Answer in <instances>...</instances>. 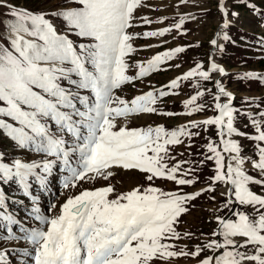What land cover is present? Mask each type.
Returning a JSON list of instances; mask_svg holds the SVG:
<instances>
[{"label": "snow or ice", "instance_id": "snow-or-ice-1", "mask_svg": "<svg viewBox=\"0 0 264 264\" xmlns=\"http://www.w3.org/2000/svg\"><path fill=\"white\" fill-rule=\"evenodd\" d=\"M43 2L50 6L32 10L0 0V241L27 245L0 248V264H16L9 259L15 253L21 254L19 264H264V107L259 98H244L247 111L236 107L234 92L222 82L229 73L214 54L160 87L145 85L147 91L131 98L119 94L153 74L180 69L174 61L200 46L178 45L139 60L136 54L154 45L137 46V39L188 35L186 23L198 17L180 12V6H199L202 15L210 9L198 0H178L174 23L134 32L168 17L138 16L140 8L150 7L145 0ZM233 2L264 20V8L253 0ZM216 7L222 23L209 44L223 54L218 41H230L229 17L238 19L240 13L230 10L227 0H217ZM258 43L264 46V36ZM236 78L264 86V72L249 70ZM182 85L193 89L182 100L183 111H161L159 105L179 96ZM209 109L213 115L172 128L129 126L141 116L192 117ZM241 116L252 132L236 126ZM210 128L218 139L209 137L202 159L178 158L184 153L177 148L190 149L199 129ZM243 140L251 143V155L243 154ZM208 162L213 175L202 181ZM118 174H135L137 181L126 191L110 182L94 186ZM54 175L66 198L59 205L50 201L46 214L33 189L47 192ZM198 183L204 186L195 189ZM167 184L175 187L166 189ZM189 186L195 190L184 191ZM206 194L214 202L217 195L223 200L210 210L216 227L201 239L180 227L193 202ZM10 205L24 211L23 219ZM224 210L225 215H215ZM195 239L200 242L191 247L186 242Z\"/></svg>", "mask_w": 264, "mask_h": 264}, {"label": "rangeland", "instance_id": "rangeland-1", "mask_svg": "<svg viewBox=\"0 0 264 264\" xmlns=\"http://www.w3.org/2000/svg\"><path fill=\"white\" fill-rule=\"evenodd\" d=\"M150 7L140 8L137 15H147L154 21L159 17L167 16L168 20L163 23H153L150 26L136 27L131 29L134 32H143L145 30L156 29L159 27L168 26L175 22L176 10L173 5L178 2V0H145ZM259 7L264 8V0H253ZM23 7H27L32 10L47 8L50 5L43 2V0H14ZM198 4H203L205 7L210 9L206 15L201 14V8L196 5L189 4L188 7L180 6V12L191 13L192 15L198 17L197 21H188L185 25L186 28L190 29L188 35L177 36L175 32L171 35H166L163 38H149V39H137L134 43L137 46H144L147 44L154 45L153 48L144 49L136 54L134 59L145 60L156 52L165 51L169 48L176 47L178 45H188L195 44L199 42V47L189 48L184 54H181L174 63L181 64L180 69H168L167 71H162L151 75L146 78L143 84L137 83L136 88L127 86L123 89L122 93H119L126 98H131L135 94H139L140 91H147L149 86L160 87L161 85L168 82L170 78H173L180 73L187 71L189 67L194 66L195 62L205 61L207 62V57L209 54H214V58L218 63H220L229 75L222 79V82L226 85L227 89L234 92L236 99L234 105L241 109V111L249 110V102L245 101V97H257L259 100L257 102L261 103L264 107V86H262L258 81H241L236 78V75L249 70H255L259 72H264V46L258 43L260 37L264 36V27L260 25L264 23L258 16L253 15L252 11L246 7H238L233 0H227V6L230 10L237 11L240 13V17L234 18L229 17L233 21L232 26H230L226 31L230 36V41H223L222 39L218 43L224 44L223 54L214 53L209 44V41L214 38L217 31L220 30L219 25L222 23V16L218 12L216 4L217 0H198ZM155 9V10H153ZM3 19V18H0ZM4 33V27L0 24V36ZM173 36L176 38L173 39ZM167 41V43H163ZM233 41L235 43H233ZM134 71V70H132ZM207 87L211 88L212 84H207ZM193 89L190 86L182 85L180 90V95L175 97H169L166 101L159 105L161 111H183L182 100L187 98V96L192 93ZM209 101L211 100L208 97ZM251 111L255 113L257 110L255 107L251 108ZM213 115L211 109L205 111L204 113L193 114L192 117L181 116V117H159L157 115L141 116L139 119L131 121L129 123L130 127H141L147 126L148 124H160L163 123L166 127L172 128L180 124L186 123L188 119H203L207 116ZM249 124V121L245 117H238L236 126L242 131L252 132L253 129L249 127L245 128L244 125ZM195 131V130H194ZM201 135L194 140V146L190 149L183 146L176 149V152H183L184 156L178 157L179 159H188L191 161H198L203 158V153L206 149L203 147L211 137L212 140H217L215 134V128H210L207 132L203 129H199ZM244 146V155H251V143L247 140L242 141ZM189 152L191 155H189ZM174 155L176 153H173ZM187 167V166H186ZM250 174L256 175L254 170H251ZM213 164L208 162V166L204 167L201 172V180L206 181L207 176L213 175ZM137 177L135 174H118L111 181L100 180L96 182L95 187L103 186L107 183H112L115 185L117 191H126L135 185ZM159 184L160 182L157 181ZM166 189H171L175 187L174 185L167 184L163 185ZM204 186L203 183H198L195 185V189ZM93 185L83 184V188H90ZM254 191L261 193L262 189L258 186H251ZM193 187L189 186L184 189L186 192H191L195 190ZM80 188L75 189V192L80 191ZM63 191L59 176L54 175L51 178V183L49 185V190L47 192H41L33 189V193L40 197L39 205L41 210L47 214V208L50 201H53L59 205L63 203L65 196L60 195ZM212 194H206L193 202L194 207L191 209L189 214L182 218V223L180 231H189L196 234L197 238H201V233L209 234L216 227V223L213 219L214 213L210 211L211 209L217 208L219 201L223 198L217 195V202L209 199ZM19 198L25 200L27 206L30 205V201L26 198L20 196ZM10 210H15L18 213V218L23 219L25 213L19 206L10 205ZM227 210L217 211L215 215H225ZM202 239V238H201ZM191 247L192 244L200 242V239H195L193 241H186ZM16 246H27L25 242H2L0 241V248H12ZM21 257L20 253L10 254L9 259L15 260L16 264H19V259ZM179 264H185V261H179ZM187 264H195L194 261H188Z\"/></svg>", "mask_w": 264, "mask_h": 264}]
</instances>
